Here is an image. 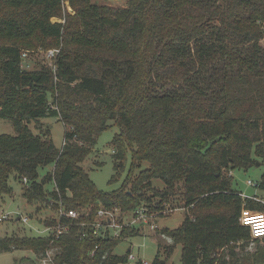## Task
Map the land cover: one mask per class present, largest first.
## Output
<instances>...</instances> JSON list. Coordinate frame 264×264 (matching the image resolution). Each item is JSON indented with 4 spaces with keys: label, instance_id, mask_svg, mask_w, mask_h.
I'll return each mask as SVG.
<instances>
[{
    "label": "trees",
    "instance_id": "trees-1",
    "mask_svg": "<svg viewBox=\"0 0 264 264\" xmlns=\"http://www.w3.org/2000/svg\"><path fill=\"white\" fill-rule=\"evenodd\" d=\"M69 1L74 13L62 0H0V118L17 131L0 134V195L12 192L14 175L30 203L132 211L163 209L182 189L189 210L179 227L161 229L172 239L166 257L161 248L152 262L135 264H168L178 244L180 264H264V252L236 251L259 240L241 223L242 209L264 212V203L244 199L224 171L264 163V0H126L117 7ZM36 44L61 48L55 67L23 66V51ZM47 117L65 125L62 148L42 126ZM110 121L119 127L110 183L129 153L131 165L120 188L104 191L82 163ZM48 165L53 169L40 179L39 168ZM83 220L53 242L0 237V252L26 249L39 259L55 248V264L129 260L130 251L113 249L138 229L104 239L93 234L91 218Z\"/></svg>",
    "mask_w": 264,
    "mask_h": 264
},
{
    "label": "rangeland",
    "instance_id": "rangeland-1",
    "mask_svg": "<svg viewBox=\"0 0 264 264\" xmlns=\"http://www.w3.org/2000/svg\"><path fill=\"white\" fill-rule=\"evenodd\" d=\"M96 1L114 7L122 6L126 2V0ZM261 43L264 45V39ZM49 49L52 48L36 44L31 46L29 49L24 50L23 52H27V55L23 57V66L29 69L39 67L42 64L55 67V60H51L47 55V51ZM41 121L43 122L42 126L44 129L46 127H50L51 136L55 145L58 148H62L65 135L64 123L57 117H47ZM29 125L35 133L39 132L36 122H31ZM118 132L119 127L114 123V121H110V127L99 134L93 152L82 163L83 167L89 172L91 179L95 182L97 187L104 191H115L120 188L131 165V154L129 153L128 159L125 161L126 168L122 171L121 177L118 181L110 183L111 176L115 173V161L113 158L111 141L114 135ZM3 133L14 135L17 131L13 122L0 118V134ZM147 166V164H144V168ZM52 169L53 165L40 167V179ZM224 171L228 175L234 177V187L244 194H241L244 199L252 196L251 198L260 200L264 203V191H262L259 187L254 188L248 184L249 179L260 182L261 175L264 172V163L261 158H258L256 165L251 168L227 169ZM9 183L13 188L12 192L0 195V215L3 213H9L10 215L9 219H5L3 221L0 220V237H8L11 235L34 237L46 236L47 232L45 231V225L40 222V219L45 220L51 215H54V209L50 208L47 203L41 204L38 203L39 201H34V203L28 202L22 194V185L16 180L14 175H11ZM153 184L159 189H163L164 187V183L160 179H155ZM47 187L51 189L53 185L49 184ZM81 210H85V208ZM188 210L189 208L185 205L182 189L173 197L171 201L164 204L163 209L159 207H152L149 209V212L155 215V220L159 226V228H157L158 231L156 229L147 228L145 233L141 234V231H139L133 237L121 241L118 246L113 249V253L125 254L129 249H131V252L134 254L136 259H129L127 262L118 264H135L139 260L152 262L157 253L160 252L161 248V256L166 257V253L163 249L164 246L159 245L160 243L158 240L165 242V244L171 243V240L162 236L161 229H174L179 227ZM26 215L30 217L28 223H24L18 219L19 216ZM123 220L128 221L129 217L124 215ZM151 231H155V233L153 235L149 234ZM238 245L239 246L236 251L244 254L264 252V238L257 241H250L244 246H241L240 244ZM181 249L182 245L178 244L175 252L168 257V264L171 262H175L177 264L181 263ZM56 251L57 249L54 250V253H56ZM23 257H30L36 261L37 264H41L36 255L32 251L26 249H14L0 252V264H15L16 261L17 264H30L29 261L22 263L21 259Z\"/></svg>",
    "mask_w": 264,
    "mask_h": 264
},
{
    "label": "built area",
    "instance_id": "built-area-1",
    "mask_svg": "<svg viewBox=\"0 0 264 264\" xmlns=\"http://www.w3.org/2000/svg\"><path fill=\"white\" fill-rule=\"evenodd\" d=\"M63 6L68 12L74 13L73 8L69 0H62ZM53 22H64L65 19L60 17H53ZM61 48H52L47 51V55L51 60H55L59 54ZM27 52H23L22 56L25 57ZM52 67V66H51ZM64 143V142H63ZM26 182L27 180L24 179ZM248 184L254 188L259 187L258 181L248 180ZM243 194V193H241ZM244 195V194H243ZM252 197V196H250ZM256 198V197H254ZM49 207L54 209V215L50 217L55 220V223L47 225L44 219H41V223L45 225L46 236H50L52 242L60 238L65 232L69 231L74 220H79L84 217L83 224L87 225L88 218H91V222H88L91 226L94 235L101 238H119L122 235L123 229L135 228L139 231L145 232L147 228L156 229L159 228L155 215L149 212L147 206L142 205L132 211H124L120 207L108 208L99 203L96 208L95 204L84 206L83 208L68 207L62 200H59L57 204L52 200L49 202ZM96 210L94 211V209ZM92 211H94L91 217ZM127 215L129 220H123V216ZM9 213L0 215V220L9 219ZM24 223H28L29 216H19L18 218ZM240 221L243 225L248 226L251 231V236L256 239L264 238V212L255 211L250 208H243L240 216ZM98 246L90 251L91 255H95ZM54 248L48 249L39 260L41 264H55L56 253ZM129 259H136L132 252L129 253Z\"/></svg>",
    "mask_w": 264,
    "mask_h": 264
},
{
    "label": "crops",
    "instance_id": "crops-1",
    "mask_svg": "<svg viewBox=\"0 0 264 264\" xmlns=\"http://www.w3.org/2000/svg\"><path fill=\"white\" fill-rule=\"evenodd\" d=\"M40 222H41V219H40ZM157 231H158V230H157ZM143 233H145V232H141V234H143ZM154 233H155V231H151V232H149V234H152V235H153ZM161 233H162V232H161ZM162 236H163L164 238H166V239L171 240L170 242L172 243V239H171L169 236H167V235H165V234H163V233H162ZM131 237H133V236H126L125 238L121 239V241H123V240H125V239H128V238H131ZM156 238H157V236H156ZM157 239H158V238H157ZM121 241H120V242H121ZM120 242H119V243H120ZM158 242H159L161 245H163V246H164V245H169V244H171V243H166V244H165V242H163V241H159V240H158ZM119 243H118V244H119ZM117 246H118V245H117ZM181 250H182V249H181ZM128 251L131 252V249H129ZM130 252H129V253H130ZM39 262H40V260H39Z\"/></svg>",
    "mask_w": 264,
    "mask_h": 264
},
{
    "label": "water",
    "instance_id": "water-1",
    "mask_svg": "<svg viewBox=\"0 0 264 264\" xmlns=\"http://www.w3.org/2000/svg\"><path fill=\"white\" fill-rule=\"evenodd\" d=\"M258 164V163H257ZM164 261V260H163Z\"/></svg>",
    "mask_w": 264,
    "mask_h": 264
}]
</instances>
